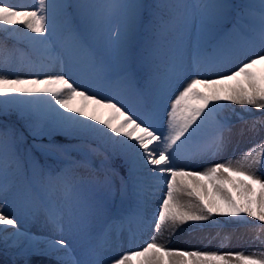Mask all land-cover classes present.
<instances>
[{
  "label": "snow or ice",
  "instance_id": "6c2138e0",
  "mask_svg": "<svg viewBox=\"0 0 264 264\" xmlns=\"http://www.w3.org/2000/svg\"><path fill=\"white\" fill-rule=\"evenodd\" d=\"M0 33V195L52 233L21 231L0 205V245L20 258L11 264L33 255H56L57 264H264V251L157 239L181 225H219L217 216L264 230V0H0ZM77 97L88 103L72 106ZM234 136L260 142L215 162ZM93 154L103 155L98 166ZM153 225L138 250L106 251L125 230L131 245L136 229Z\"/></svg>",
  "mask_w": 264,
  "mask_h": 264
},
{
  "label": "rangeland",
  "instance_id": "374dc122",
  "mask_svg": "<svg viewBox=\"0 0 264 264\" xmlns=\"http://www.w3.org/2000/svg\"><path fill=\"white\" fill-rule=\"evenodd\" d=\"M109 28L114 30V25H109ZM107 34V29L105 30ZM259 65L257 68L259 69ZM204 78V77H201ZM213 78V77H208ZM97 90V89H94ZM105 95L107 93H104ZM134 103V101H132ZM81 103H88L82 101L77 97L72 101V106L78 107ZM239 109V106L232 105ZM63 111V110H62ZM106 114V113H105ZM161 125L166 126V118L160 121L157 125V128H160ZM159 134V132H158ZM260 142L259 138L256 137H238L234 136L231 144L229 145L227 151L220 157L215 159V162H224L229 157L235 159L236 157L242 155L249 148L258 146ZM202 170V169H195ZM233 179H241L239 177H233ZM149 186L154 187L153 182L148 181ZM258 188V186H257ZM234 192V190H233ZM160 195L161 192H156L154 195ZM13 197L9 195L5 197L0 195V200L8 201ZM153 198H155L153 196ZM187 199V198H185ZM226 218V217H225ZM32 217L28 216V220H31ZM227 222V227L218 230L214 225H208L207 222H204L203 226L189 227L187 225H181L174 234L169 235L167 232L164 233L163 237L158 236L157 239L159 242L163 243L167 241L169 246L173 248H180L185 250H203V251H219V252H243L245 255L250 254L251 252H262L264 251V231L258 228L257 224L252 221V224L256 225L255 228L238 225L236 223ZM251 219V218H249ZM42 218L40 220L35 219L33 224H31L32 233L43 236L40 234L42 231ZM230 230H233L229 238H227ZM227 240V241H225ZM71 248L72 245L69 244ZM0 248H3V245H0ZM11 251L14 249H10ZM61 256V253L59 254ZM42 256V255H41ZM56 256V255H53ZM19 257H16L11 254H5L0 252V264H11L13 260H19ZM43 259L39 257L38 260ZM142 257H132V264H141ZM37 264V263H36Z\"/></svg>",
  "mask_w": 264,
  "mask_h": 264
},
{
  "label": "trees",
  "instance_id": "16d2710c",
  "mask_svg": "<svg viewBox=\"0 0 264 264\" xmlns=\"http://www.w3.org/2000/svg\"><path fill=\"white\" fill-rule=\"evenodd\" d=\"M2 36V33H0V37Z\"/></svg>",
  "mask_w": 264,
  "mask_h": 264
}]
</instances>
